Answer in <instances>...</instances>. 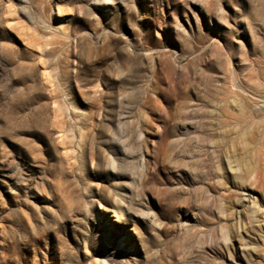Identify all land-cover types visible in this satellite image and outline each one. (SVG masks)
Instances as JSON below:
<instances>
[{"label": "rangeland", "instance_id": "374dc122", "mask_svg": "<svg viewBox=\"0 0 264 264\" xmlns=\"http://www.w3.org/2000/svg\"><path fill=\"white\" fill-rule=\"evenodd\" d=\"M206 263L264 264V0H0V264Z\"/></svg>", "mask_w": 264, "mask_h": 264}, {"label": "bare ground", "instance_id": "6f19581e", "mask_svg": "<svg viewBox=\"0 0 264 264\" xmlns=\"http://www.w3.org/2000/svg\"><path fill=\"white\" fill-rule=\"evenodd\" d=\"M14 68H16L19 72H23L22 75L20 76L23 79H27L31 77V74L33 73V68L32 66H28L27 69L25 67H21L20 64H14ZM63 106V105H62ZM61 108V107H60ZM191 116H194V113H190ZM204 153H206V158L204 159V163H203V167L201 169V174L205 177H209V178H215L217 176H220V170H222V164L223 162H225L224 157H222L218 152H216L215 149L212 148V146H210V144H206L204 146ZM228 162V161H227ZM226 169L231 172L232 174H235V168L232 167V165H230V163H227ZM222 173V172H221ZM235 177H239L235 174ZM241 178V177H240ZM242 180V179H241ZM238 188L240 190H246L247 189V185L245 183H243L242 181L240 182H236L235 183ZM211 210V209H210ZM254 211H259L258 208H255ZM220 217H224V215H219ZM220 235L221 237H226V233L223 231H220ZM217 243H220V251L221 248L224 249L225 251H227L229 253V249L227 248V238H225V241L223 238H220L219 241H217ZM201 248H209L212 250L213 246L210 244L208 245H202L200 247ZM208 264V263H206Z\"/></svg>", "mask_w": 264, "mask_h": 264}]
</instances>
